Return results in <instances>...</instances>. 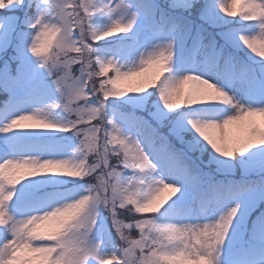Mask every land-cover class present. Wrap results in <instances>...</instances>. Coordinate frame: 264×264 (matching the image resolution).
<instances>
[{
    "label": "snow or ice",
    "instance_id": "obj_1",
    "mask_svg": "<svg viewBox=\"0 0 264 264\" xmlns=\"http://www.w3.org/2000/svg\"><path fill=\"white\" fill-rule=\"evenodd\" d=\"M0 264H264V0H0Z\"/></svg>",
    "mask_w": 264,
    "mask_h": 264
}]
</instances>
